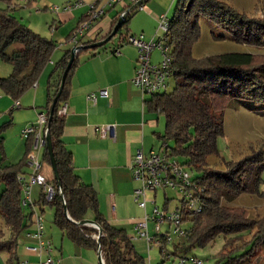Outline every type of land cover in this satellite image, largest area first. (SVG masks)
Segmentation results:
<instances>
[{
	"label": "trees",
	"instance_id": "16d2710c",
	"mask_svg": "<svg viewBox=\"0 0 264 264\" xmlns=\"http://www.w3.org/2000/svg\"><path fill=\"white\" fill-rule=\"evenodd\" d=\"M0 1L6 4V7H0V60L11 66L7 76H0V90L17 100L37 81L50 61L56 43L21 24L11 13L12 0ZM258 5L262 17L248 16L222 0H176L169 16L167 37L173 57L175 84L170 92L152 94L146 104L150 110L164 115V134L159 138L174 140L175 145L170 148V153L183 156L185 161L182 164L200 173L193 178L198 184L195 196L201 203V210L192 213L185 209V199L180 198L178 207L183 213L184 222H190V226L187 228L186 242L173 243V255L181 251L184 255L193 247L205 246L221 234L224 243L219 252L223 258L220 264H240L264 239V215L251 218L245 207L223 202L232 200L242 192L264 196V192L259 191L264 168L263 146H249L248 153L238 160L222 159L223 169L211 167L207 162L209 155H219L217 139L223 135L224 100L235 99L246 102L250 108H264V53L224 52L200 58L192 55V46L200 36V18L226 29L235 42L264 45V0H258ZM129 15L127 13L121 27L126 25ZM121 27L113 37L121 33ZM90 43L88 41L81 45ZM10 47L13 48L9 50ZM87 49L77 51L52 117L47 121L65 206L71 220L64 214L57 188L51 201L47 202L43 194L41 200L54 209V224L65 231L73 242L95 249L99 242L105 264H145L144 257L135 250L125 229L115 227L101 217L97 192L74 172L71 153L61 140L63 115L58 114V109L65 102L68 78L77 63V55ZM69 57L70 51L67 50L50 73L47 105L43 111L47 116ZM29 150L28 140V148L21 162L0 166V184H3L0 218L4 228L9 231V236H6L5 230L0 227V253L7 255L5 264L18 263L17 237L27 227L25 218L33 214L23 212L21 186L17 181V174L26 164ZM41 160L50 164L45 145ZM252 167L253 178L251 184L247 185L246 175ZM49 181L56 187L54 176ZM90 213L92 218H89ZM83 219L94 220L102 229L100 236L97 228L76 223ZM248 234H251V238L246 240ZM249 242L252 248L247 252L230 254Z\"/></svg>",
	"mask_w": 264,
	"mask_h": 264
},
{
	"label": "crops",
	"instance_id": "0c3cea01",
	"mask_svg": "<svg viewBox=\"0 0 264 264\" xmlns=\"http://www.w3.org/2000/svg\"><path fill=\"white\" fill-rule=\"evenodd\" d=\"M91 1L84 0L81 6L58 12L51 9L52 5L48 6L57 14L60 21L73 22L61 47L75 46L66 40L82 19ZM171 1L176 0H123L122 3L107 8L106 13L95 22L94 26L78 39L77 45L88 41L93 43L105 38L118 17L127 11L130 15L123 27L124 31L115 36L110 45L103 47L104 43L77 55V63L68 78L65 102L62 103L66 104V111L63 114L61 140L71 153L74 172L82 182L91 185L97 192L98 211L101 217L109 224L125 229L133 246H135L133 239L146 242L137 234L135 222L142 218L145 212L148 213L149 204L154 206L151 199L154 198L156 203L158 189L154 192H146L145 197L148 199L146 209L140 207L133 197V190L140 186V182L133 178L130 161L138 149L144 154L159 152L155 148L154 138L160 139V134L156 132L158 112L150 110L146 104V100L151 95L142 93L131 81L137 67V48L127 41L126 36L142 34L146 40H156L159 37L156 31L158 16L162 13H167L169 16ZM87 35H89L88 39L85 38ZM61 47L53 50L54 56L62 50ZM71 48L67 50L70 51ZM67 50L63 51L58 60L53 59L51 54L50 61L39 74L37 81L17 99L19 106L13 107L15 99L0 90V155L1 163L7 161L6 164L0 163V166L23 160L28 148V140L22 136V130L35 123L39 112L45 111L50 73ZM115 50L118 53H114ZM160 60V51L152 50L150 61L158 63ZM101 89L108 91L107 97L97 96L94 103L87 98L89 93H98ZM104 125H109L110 128L103 133L100 128ZM11 128L14 129L9 132ZM11 138L14 143L12 152L8 148ZM42 155L43 148L39 153L40 158ZM48 167L51 172L44 174L43 171H47ZM31 170L30 166L24 164L18 174H27ZM42 173L48 180L54 176L51 165L44 161ZM163 192L165 195L163 208L168 210L169 198L166 197L164 189ZM42 194L41 187L34 185L30 193L31 203L22 205L28 207V212L25 214L31 212L33 214L25 218L27 227L17 237L19 261L38 264L46 256L45 252L39 255L26 249L27 246L36 244V239L30 237L28 232L34 228L32 224L34 215L39 213L44 223L43 238L50 241L52 248L50 254L60 261L59 264H101L97 258V249L78 245L67 236L65 231L54 224L52 219L54 209L49 204L43 203ZM46 209L49 210L48 214ZM92 217L90 213L89 218ZM162 226L165 227L164 231L170 229L167 222ZM5 234L9 236L7 229ZM151 237L157 238L155 232ZM182 239L180 237L177 242H181ZM152 243L164 253L165 244H158L156 241ZM151 249L152 245L150 249L147 248L148 251ZM6 256V254L0 255V264H5ZM145 264H148L146 259Z\"/></svg>",
	"mask_w": 264,
	"mask_h": 264
},
{
	"label": "rangeland",
	"instance_id": "374dc122",
	"mask_svg": "<svg viewBox=\"0 0 264 264\" xmlns=\"http://www.w3.org/2000/svg\"><path fill=\"white\" fill-rule=\"evenodd\" d=\"M230 4L237 11L242 12L248 16L262 17V12L258 5V0H222ZM67 0H12L11 13L17 18V20L42 36L52 39L56 43L55 50L61 47V44L65 43V37L67 31L71 28L73 22L71 20L62 22L59 20L57 14L53 13L48 6L58 5L62 6ZM176 1H171L169 7V16H171ZM170 4V3H169ZM0 7H6V4L0 1ZM168 7V6H167ZM200 36L198 40L192 46V55L196 58H200L207 55L220 54L224 52H246L252 54H263L264 45L254 46L246 43L235 42L231 34L218 24L206 19H199ZM124 29L121 27L120 31L123 33ZM89 35L85 38L88 39ZM111 41L106 42L104 46H108L112 43ZM72 45H63L61 51H58L55 56L52 53L53 59H59L63 54V51L70 49ZM13 47H10L11 50ZM54 50V51H55ZM89 50V49H87ZM57 56V57H56ZM11 70V66L0 60V76H6ZM175 84L173 76L167 79V86L162 89L161 92L172 91ZM222 120H223V135L217 139L218 156L209 155L207 157L208 165L217 169H223V161L238 160L249 151V146L264 148V108H250L246 102H241L235 99L224 100L222 105ZM158 116V128L156 132L158 134H164L165 118L161 113H157ZM11 128L9 132L13 131ZM12 136V133H10ZM13 138L9 140L8 148L11 152L14 150ZM166 142L169 146L168 150L175 145L173 139H157L154 138V144L156 150L162 149V143ZM175 158L184 163L185 158L181 155H176ZM224 159V160H222ZM1 163V155H0ZM7 161H3L1 164H6ZM43 173L48 174L50 168ZM186 169L190 172L191 176H198L200 173L193 169L191 170L186 166ZM254 168H249L245 182L247 185L251 184L253 178ZM3 189V184H0V193ZM166 197L169 198L167 202L168 211H172L176 205L180 204V198L184 195L177 189H164ZM259 191L264 192V168L261 172V182L259 183ZM225 204L231 206H243L249 211L251 218H259L264 215V196L255 194L252 192H242L230 201H223ZM165 203V195L163 189H158L156 195V205L159 209H163ZM153 208L152 204L147 206V212L151 213ZM48 209L46 213L48 214ZM23 212H28V207H23ZM53 219V216H52ZM183 228H188L190 222H183L181 225ZM0 227L6 231L3 222L0 218ZM165 227L162 226V231ZM149 235L154 234L153 223H148ZM171 233V231H170ZM182 241L186 242L185 236L182 237ZM251 238V234H248L245 239ZM133 239L135 250L146 259L148 264H179V258L185 256L187 258L185 264H194L190 258H196L201 260L203 264H220L223 258L220 257L219 252L224 243V236L219 235L210 241L205 246L193 247L186 251L183 255L182 251L177 255H173V243L165 244V248L162 253L159 248L152 243V249L150 251L146 248V242L144 240ZM177 242V238L174 239ZM187 244V243H186ZM252 248V243L249 242L240 248L231 251V255L241 254L247 252ZM227 251V250H226ZM0 255L5 253L1 252ZM3 258V257H2ZM240 264H264V239L263 241L253 250H251L243 259Z\"/></svg>",
	"mask_w": 264,
	"mask_h": 264
},
{
	"label": "built area",
	"instance_id": "2783aa9c",
	"mask_svg": "<svg viewBox=\"0 0 264 264\" xmlns=\"http://www.w3.org/2000/svg\"><path fill=\"white\" fill-rule=\"evenodd\" d=\"M83 2L84 0H67L63 6L52 5L51 9L55 12L70 10L81 6ZM122 2L123 0H92L89 2L87 11L66 41L76 46L78 39L94 26L95 22L106 13L107 8H112ZM168 27L169 16L167 13H162L158 16L156 31L159 33V37L156 40H146L142 34H128L126 36L127 41L137 48V67L131 81L144 94L161 93L162 89L167 86V79L173 76V57L167 37ZM154 49L159 50L161 54V60L158 63L150 61V54ZM114 53H118V51L115 50ZM97 96L107 97L108 91L101 89L98 93L91 92L87 98L94 103ZM17 106H19V102L15 100L13 107ZM65 111L66 104H62L58 109V114L63 115ZM47 121V114L39 112L35 123L22 130V136L30 141L26 164L32 169L30 173L17 175V181L21 186L22 205L31 203L30 193L34 185L41 187L44 199L47 202L52 200L56 192V187L42 173L43 161L39 156L41 149L45 145ZM109 128V125H104L100 129L104 133ZM130 168L133 178L140 182V186L133 190V197L144 210L148 200L145 197V193L154 192L159 188L177 189L184 195L182 198L185 199V209L192 211V213L201 210V203L198 197L195 196L197 182L186 169V166L170 153L166 142H163L162 149L159 152L144 154L141 149H138L131 158ZM151 202L154 203L151 214L145 212L143 217L135 222L136 232L139 237H143L146 240L148 249L151 248L152 242L169 244L174 243L175 238L179 239L187 235V228L181 226L184 220L183 213L178 207L179 205L174 210L168 211L164 208L159 209L154 198L151 199ZM149 220L153 222L156 239L148 233ZM166 222L170 225V229L162 232L161 226ZM32 224L34 228L28 232V235L36 239V244L29 245L26 249L39 255L41 252H45V258L40 260L38 264H59L60 261L54 259L50 254L52 249L50 241L43 238L44 223L42 215L36 213ZM186 260L185 256H181L179 264H185ZM190 260L194 264H203L201 260L196 258L191 257ZM17 264L29 263L22 260L18 261Z\"/></svg>",
	"mask_w": 264,
	"mask_h": 264
},
{
	"label": "water",
	"instance_id": "95a60500",
	"mask_svg": "<svg viewBox=\"0 0 264 264\" xmlns=\"http://www.w3.org/2000/svg\"><path fill=\"white\" fill-rule=\"evenodd\" d=\"M126 15H127V11L122 13L117 21L115 22V24L113 25L110 33L103 39L99 40V41H96V42H93V43H90L88 45H76V46H73L70 50V57L68 59V62H67V65L61 75V80H60V85H59V88H58V91L53 99V102L51 104V107H50V111H49V116H48V121H50L51 117H52V114H53V108H54V105L61 93V90L64 86V81H65V77L70 69V66L76 56V53L78 50L82 49V48H93V47H99V46H102L104 43H106L107 41H109L117 32V30L121 27L122 23L124 22V20L126 19ZM48 127H49V124L47 123V126H46V132H45V146L48 150V154H49V158H50V165H51V168H52V172H53V175H54V178L56 180V188H57V191L58 193L60 194L61 198H62V203H63V207H64V214L65 216L71 220V218L69 217L68 213H67V210H66V206H65V201H64V196H63V192H62V189H61V184H60V180H59V175H58V172H57V168H56V164H55V160H54V156H53V151H52V144H51V137H50V133H49V130H48ZM77 224H89L95 228L98 229L99 231V236L100 234L102 233V229L101 227L92 219H83L81 221H78L76 222ZM97 258H98V261L101 263V264H104L103 262V259H102V255H101V246H100V243L98 242V246H97Z\"/></svg>",
	"mask_w": 264,
	"mask_h": 264
}]
</instances>
